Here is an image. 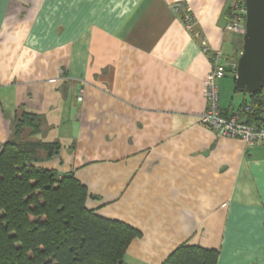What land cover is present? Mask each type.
<instances>
[{
	"label": "crops",
	"instance_id": "crops-1",
	"mask_svg": "<svg viewBox=\"0 0 264 264\" xmlns=\"http://www.w3.org/2000/svg\"><path fill=\"white\" fill-rule=\"evenodd\" d=\"M233 2L0 0V150L17 109L41 115L39 138L60 150L38 165L72 171L97 197L89 209L141 233L125 264H161L185 243L218 250L217 264H264V143L200 124L202 47L223 58L241 49L225 29ZM226 75L224 116L248 100L229 102Z\"/></svg>",
	"mask_w": 264,
	"mask_h": 264
},
{
	"label": "trees",
	"instance_id": "trees-1",
	"mask_svg": "<svg viewBox=\"0 0 264 264\" xmlns=\"http://www.w3.org/2000/svg\"><path fill=\"white\" fill-rule=\"evenodd\" d=\"M262 88L239 108L247 123L261 120ZM44 127L41 115L17 109L0 150V264H125L141 233L89 209L97 197L72 171L59 175L38 165L60 150L39 138ZM218 257L216 249L185 243L161 264H217Z\"/></svg>",
	"mask_w": 264,
	"mask_h": 264
},
{
	"label": "built area",
	"instance_id": "built-area-1",
	"mask_svg": "<svg viewBox=\"0 0 264 264\" xmlns=\"http://www.w3.org/2000/svg\"><path fill=\"white\" fill-rule=\"evenodd\" d=\"M176 12L181 13V21L184 27L194 35L196 19L191 14L187 6L175 4L173 6ZM227 24L226 31L233 34H243L245 29V6L243 0H234L226 13ZM204 53H209L211 61V71L209 72L204 84V96L207 100V108L200 117V124L203 127L212 129L218 135L240 140L247 147H252L257 143H264V111L259 123H247L241 111H232L224 116L218 104V86L216 80L225 76L228 72L235 76L237 59L241 49L236 50L227 58H223L220 52L210 53L206 46L202 47ZM234 52V51H233ZM264 95V87L262 88ZM81 98L79 97L78 100ZM244 112H249V106H244Z\"/></svg>",
	"mask_w": 264,
	"mask_h": 264
},
{
	"label": "water",
	"instance_id": "water-1",
	"mask_svg": "<svg viewBox=\"0 0 264 264\" xmlns=\"http://www.w3.org/2000/svg\"><path fill=\"white\" fill-rule=\"evenodd\" d=\"M245 29L237 59L234 90L257 95L264 84V0H243Z\"/></svg>",
	"mask_w": 264,
	"mask_h": 264
},
{
	"label": "rangeland",
	"instance_id": "rangeland-1",
	"mask_svg": "<svg viewBox=\"0 0 264 264\" xmlns=\"http://www.w3.org/2000/svg\"><path fill=\"white\" fill-rule=\"evenodd\" d=\"M239 37H240V41L242 43V34H240ZM239 46H240V43H239ZM224 79L229 82L230 90H231V96L233 97L231 100H229V102H231L233 105H235V104H237L238 99H240L243 96V94L238 93V92L237 93L234 92V79H233V75L231 73L227 74ZM245 96H247V95H245Z\"/></svg>",
	"mask_w": 264,
	"mask_h": 264
}]
</instances>
